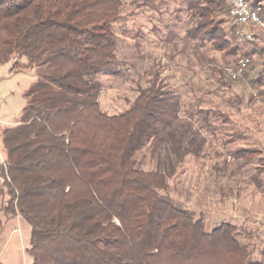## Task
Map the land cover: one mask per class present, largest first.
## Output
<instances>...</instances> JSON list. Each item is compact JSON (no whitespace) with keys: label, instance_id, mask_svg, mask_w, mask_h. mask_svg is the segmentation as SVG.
Listing matches in <instances>:
<instances>
[{"label":"trees","instance_id":"obj_1","mask_svg":"<svg viewBox=\"0 0 264 264\" xmlns=\"http://www.w3.org/2000/svg\"><path fill=\"white\" fill-rule=\"evenodd\" d=\"M123 4L0 0V65L38 77L23 95L19 121L0 132V233L11 217L28 226L30 264H262L238 227L221 221L208 228L174 201L162 172L140 167L137 154L166 110L158 73L126 109H100L98 75H117L122 66L114 25ZM216 13L227 15V0L215 9L194 3L186 36L217 50L233 42L248 60L246 77L252 54L264 55V35L242 50L233 25L228 40ZM263 64L256 82L264 80ZM211 71L230 85L220 69ZM251 153L241 148L231 157Z\"/></svg>","mask_w":264,"mask_h":264},{"label":"rangeland","instance_id":"obj_2","mask_svg":"<svg viewBox=\"0 0 264 264\" xmlns=\"http://www.w3.org/2000/svg\"><path fill=\"white\" fill-rule=\"evenodd\" d=\"M194 3L215 9L219 0H124V18L114 25L122 66L117 75H98L99 106L107 114L126 109L158 73L157 83L168 92L166 110L137 154L140 167L162 172L174 201L202 216L208 228L221 221L238 227L241 241L253 245L254 258L264 264V80L254 81L264 55L252 54L247 76L230 82L225 69L241 50L231 41L217 50L211 41L188 38L197 18L189 15ZM215 19L225 21L228 39L227 15ZM214 66L229 86L219 84ZM37 79L33 69L0 65V132L19 121L23 95ZM241 148L252 153L231 157ZM180 152H186L181 160ZM28 245V226L18 217L5 220L0 264H30Z\"/></svg>","mask_w":264,"mask_h":264},{"label":"built area","instance_id":"obj_3","mask_svg":"<svg viewBox=\"0 0 264 264\" xmlns=\"http://www.w3.org/2000/svg\"><path fill=\"white\" fill-rule=\"evenodd\" d=\"M227 3V16L238 43H252L258 33L264 35V0H227ZM247 62L243 57L238 58L233 66L225 69L226 77L231 81L240 79Z\"/></svg>","mask_w":264,"mask_h":264},{"label":"crops","instance_id":"obj_4","mask_svg":"<svg viewBox=\"0 0 264 264\" xmlns=\"http://www.w3.org/2000/svg\"><path fill=\"white\" fill-rule=\"evenodd\" d=\"M263 45V44H262Z\"/></svg>","mask_w":264,"mask_h":264}]
</instances>
